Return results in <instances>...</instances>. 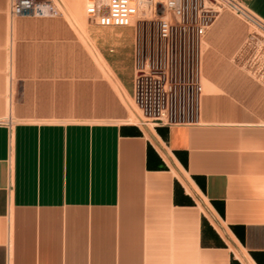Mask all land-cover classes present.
Masks as SVG:
<instances>
[{
	"label": "crops",
	"instance_id": "0c3cea01",
	"mask_svg": "<svg viewBox=\"0 0 264 264\" xmlns=\"http://www.w3.org/2000/svg\"><path fill=\"white\" fill-rule=\"evenodd\" d=\"M264 22V0H236ZM250 28L202 42L198 115L145 125L133 27L0 0V264H264V77Z\"/></svg>",
	"mask_w": 264,
	"mask_h": 264
},
{
	"label": "built area",
	"instance_id": "2783aa9c",
	"mask_svg": "<svg viewBox=\"0 0 264 264\" xmlns=\"http://www.w3.org/2000/svg\"><path fill=\"white\" fill-rule=\"evenodd\" d=\"M225 11L236 14L264 34V22L236 0H107V8L102 11L97 8L95 2H92L88 13L94 23L100 26L133 27L136 30L138 76L134 101L145 118V125L172 128L195 123L202 93L200 82L202 50L198 61L199 72L196 83L188 91V95L190 93L195 100L196 108L189 114L185 112V116L182 113L181 118L174 106L167 101L163 91L158 94L156 89L150 86L149 71L142 68L139 59L143 39L142 25L156 18L161 38L170 43L173 37L174 22L181 23L186 18L189 20L192 18V21L196 22L195 29L202 47L207 31ZM11 14L17 18H56L61 15L53 5L41 4L35 0H11ZM206 14H215L209 23L204 22ZM140 73L144 74L141 78Z\"/></svg>",
	"mask_w": 264,
	"mask_h": 264
},
{
	"label": "rangeland",
	"instance_id": "374dc122",
	"mask_svg": "<svg viewBox=\"0 0 264 264\" xmlns=\"http://www.w3.org/2000/svg\"><path fill=\"white\" fill-rule=\"evenodd\" d=\"M41 4H51L59 13L78 25L92 22L89 7L92 2L102 11L107 8V0H35ZM230 13L237 18L236 14ZM223 12V13H225ZM215 14H206L204 22L209 23ZM242 20L251 30V42L245 52V63L256 75L264 77V34L252 24ZM196 22L186 18L181 23L174 22L173 37L170 43L164 41L158 31V20L142 25V44L139 59L143 69L150 74V81L156 92L166 95L167 101L174 106L182 118L195 110V100L188 91L196 83L198 61L202 50L201 41L195 29ZM144 74L140 73L141 78ZM190 88V89H189ZM166 90V91H165ZM167 92V93H166ZM136 106V105H135ZM137 108V107H136ZM138 109V108H137ZM187 114V115H188Z\"/></svg>",
	"mask_w": 264,
	"mask_h": 264
},
{
	"label": "bare ground",
	"instance_id": "6f19581e",
	"mask_svg": "<svg viewBox=\"0 0 264 264\" xmlns=\"http://www.w3.org/2000/svg\"><path fill=\"white\" fill-rule=\"evenodd\" d=\"M137 107V106H136ZM141 113V112H140ZM142 115V114H141ZM142 118H143V122L145 123V118L142 116Z\"/></svg>",
	"mask_w": 264,
	"mask_h": 264
}]
</instances>
